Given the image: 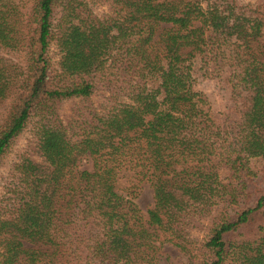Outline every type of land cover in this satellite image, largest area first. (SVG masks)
Returning <instances> with one entry per match:
<instances>
[{"label": "trees", "instance_id": "obj_1", "mask_svg": "<svg viewBox=\"0 0 264 264\" xmlns=\"http://www.w3.org/2000/svg\"><path fill=\"white\" fill-rule=\"evenodd\" d=\"M101 1L33 0L24 22L0 0V48L24 54H0V159L29 123L41 157L16 164L0 202V264H160L165 243L185 264H264V0H107L99 16ZM198 75L223 92L221 112ZM99 87L104 105L61 118Z\"/></svg>", "mask_w": 264, "mask_h": 264}, {"label": "rangeland", "instance_id": "obj_2", "mask_svg": "<svg viewBox=\"0 0 264 264\" xmlns=\"http://www.w3.org/2000/svg\"><path fill=\"white\" fill-rule=\"evenodd\" d=\"M22 8L24 13V22L28 21V13L30 12L33 0H16ZM244 3L247 2H257L258 0H241ZM24 4V5H23ZM94 13L99 16L109 15L113 10L114 6L109 3V1H101L99 4L94 3L93 5ZM60 13H57L59 16ZM170 24L162 23L155 31L154 40L158 35L165 29L169 28ZM27 29V28H26ZM0 54L12 58L15 62H22L24 59V54L21 50H7L0 48ZM49 56L52 59L54 68H57V61L59 60V52L57 48L52 45L49 49ZM197 74H200L197 71ZM195 88L199 92H202L208 100L209 107L212 112L219 113L223 110L225 100L224 95L221 90H219L216 82L213 79L203 77L198 75ZM108 101V92L99 87V89L92 95L91 99L87 101H82L79 99L64 101L59 107V113L61 118L68 122L71 118L78 115L79 111H84L86 106L93 105L94 107H100ZM7 111V103L0 106V122L5 117ZM37 139L35 136V129L33 123H29L23 131L12 141L11 145L8 147L6 153L0 159V202L7 195L8 184L12 181V176L16 164L24 157L30 156L34 160L40 161L41 157L36 152ZM80 168L89 169L91 167V162L89 160H82L79 163ZM261 191L264 192V185L261 183ZM134 201L144 219L147 218V210L153 204L151 186L148 181H142L138 183L135 191ZM196 226L190 228L191 237L202 241L207 233L208 227L210 226V221L207 219H198ZM262 231H264V219L262 221ZM158 261L160 264H185L188 261V256L181 252L178 248L171 244H162L157 252Z\"/></svg>", "mask_w": 264, "mask_h": 264}]
</instances>
